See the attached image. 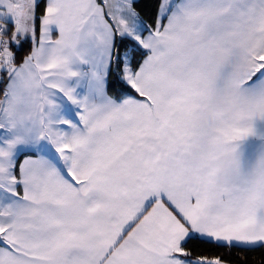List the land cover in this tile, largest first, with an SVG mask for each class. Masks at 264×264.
Returning <instances> with one entry per match:
<instances>
[{"label": "snow or ice", "instance_id": "snow-or-ice-1", "mask_svg": "<svg viewBox=\"0 0 264 264\" xmlns=\"http://www.w3.org/2000/svg\"><path fill=\"white\" fill-rule=\"evenodd\" d=\"M0 264H264V0H0Z\"/></svg>", "mask_w": 264, "mask_h": 264}, {"label": "trees", "instance_id": "trees-1", "mask_svg": "<svg viewBox=\"0 0 264 264\" xmlns=\"http://www.w3.org/2000/svg\"><path fill=\"white\" fill-rule=\"evenodd\" d=\"M255 257H256V259H259V253L258 252L255 254Z\"/></svg>", "mask_w": 264, "mask_h": 264}]
</instances>
